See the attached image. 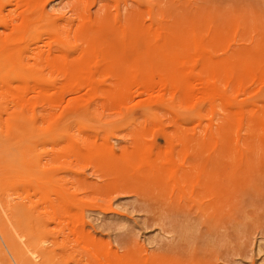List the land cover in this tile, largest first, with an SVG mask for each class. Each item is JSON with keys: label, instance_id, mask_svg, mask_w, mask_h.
<instances>
[{"label": "rangeland", "instance_id": "rangeland-1", "mask_svg": "<svg viewBox=\"0 0 264 264\" xmlns=\"http://www.w3.org/2000/svg\"><path fill=\"white\" fill-rule=\"evenodd\" d=\"M15 1L0 134L24 131L0 145V264H264V0ZM213 77L246 114L232 133ZM162 78L204 83L139 84Z\"/></svg>", "mask_w": 264, "mask_h": 264}, {"label": "bare ground", "instance_id": "bare-ground-1", "mask_svg": "<svg viewBox=\"0 0 264 264\" xmlns=\"http://www.w3.org/2000/svg\"><path fill=\"white\" fill-rule=\"evenodd\" d=\"M31 1V3H32V0H30ZM34 1H36V0H33V2ZM41 0H37V4L38 3H40V4H42V2H40ZM22 2H23V4H24V2H25V0H17V2L15 1V4H17V3H19V4H22ZM35 3V4H36ZM2 5V4H1ZM27 7V6H26ZM28 8H29V6H28ZM19 9V8H18ZM30 9V8H29ZM21 11V10H20ZM10 18H8V20H9ZM22 19V18H21ZM41 19V18H40ZM10 21V20H9ZM14 21V20H13ZM40 21V20H39ZM22 23H24V22H22ZM36 23V22H35ZM0 24H3V23H0ZM7 26L6 25V22H5V24H3V25H1V26ZM12 25V27H13V24H11ZM15 25V24H14ZM21 25H23V24H21ZM24 26V25H23ZM11 27V28H12ZM27 27H29V26H27ZM3 28H5V27H3ZM23 28V27H22ZM13 29H15V28H13ZM12 29V30H13ZM19 29H20V27H19ZM24 29H26V28H24ZM19 31V30H18ZM26 31H28V30H26ZM25 31V32H26ZM5 33V32H4ZM35 34V33H34ZM160 34V33H159ZM24 36H25V34H24ZM4 37H2V40L5 42L6 40V42L7 43H9V44H12V43H14V42H16L17 40H18V37L16 38V36H14V38H12V37H8L7 39L5 38V39H3ZM0 39H1V37H0ZM23 39H24V37H23ZM51 40H52V37H51ZM55 40V39H54ZM24 42V41H23ZM48 44H49V42H48ZM0 45H1V42H0ZM2 45H3V43H2ZM5 45V44H4ZM47 45V44H46ZM45 45V46H46ZM9 46H11V45H8L7 47H9ZM48 47H49V49L51 48V46L50 45H47ZM6 47H4L1 51H3L4 49H5ZM10 48H12V47H10ZM45 48V47H44ZM92 49V48H91ZM91 49H90V51H91ZM196 50H197V48H196ZM39 51L40 52H42V49H39ZM4 52V51H3ZM49 52V51H48ZM48 52L47 51H45V54L46 55H44L45 57H44V62H45V64H46V66H51V67H55V66H57L56 65V62H57V60L55 59V58H51V56L50 55H47L48 54ZM1 53V52H0ZM80 53H81V50H80ZM79 53V54H80ZM49 54H50V52H49ZM201 56V55H200ZM199 56V57H200ZM66 57V56H65ZM64 56H62L61 58H64V59H66ZM196 57H198L197 55H196ZM3 58V57H2ZM68 59H66V61H67ZM70 60V59H69ZM182 62H185L184 60L182 61L181 60V63ZM77 65L78 64H75V66L74 67H77ZM89 66H91V65H89ZM181 66H184V63H182V65ZM1 68H5V67H1ZM183 68V67H182ZM186 64H185V67L183 68L184 70H183V72H184V74L187 76V74H186ZM190 71H192V70H190ZM189 72V71H188ZM192 73V72H191ZM88 74V73H87ZM90 75V74H89ZM79 76H75V75H73V74H70L65 80L70 84V85H73L75 82H77V81H79V78H78ZM87 77V76H86ZM92 78V77H91ZM91 78H89V77H87V78H83V79H85V81L86 82H88L89 83V81L91 80ZM163 79V78H162ZM93 80V79H92ZM213 84L212 83H209V84H211V86H209V87H212V89H213V91H214V97H212V94H211V96H210V94H208L207 92H205L206 94L204 95V92H203V95L204 96H208L209 97V99L210 98H212V101H213V99H215L216 100V103L218 102V103H222V105H223V108H225L224 110H225V119L227 120V123H228V127L226 128L227 129V132H229V133H232L233 132V130H234V125H235V123H237V122H239L240 123V121H242L244 118H246V114H245V112H242L241 110H239V111H237V112H231V111H229V109H228V106H229V103H228V100L226 99V97L225 96H223V95H221V93L217 90V88H216V83H215V78L213 77ZM163 81H164V79H163ZM196 81V80H195ZM195 81H191L192 83H190L189 81H188V79H185L184 78V80L183 79H176V78H170V79H168V80H165L164 82H162V84L161 85H155V84H150V83H145V82H140L139 84L140 85H142V86H151V88L153 89V88H156V89H160V90H167L169 87H180V88H182L184 91H185V93H189V92H191V88H194V82ZM203 81V80H202ZM210 81V80H209ZM91 82V81H90ZM200 82V81H199ZM198 82V83H199ZM202 83H204V82H201V83H199V85H200V87H202L203 85H202ZM196 84H197V82H196ZM199 85H195V88H196V86L198 87ZM213 85V86H212ZM204 86H206V90L208 91V83H207V85L206 84H204ZM62 87H63V85H62ZM61 87V88H62ZM66 86H64V88H65ZM199 87V88H200ZM20 88V87H19ZM35 88V87H34ZM40 88V87H39ZM72 88H73V86H72ZM203 88V87H202ZM16 89V88H15ZM67 89V88H66ZM66 89H63L62 91L64 92ZM68 89H69V87H68ZM21 90V89H20ZM23 90V89H22ZM36 90V89H35ZM38 90H40V92H42V90H41V88L40 89H38ZM38 90H36L35 91V93H38ZM54 90H56V89H54ZM72 90V89H71ZM88 90V89H87ZM92 90V89H91ZM135 90V89H134ZM151 90V89H150ZM199 90V89H198ZM7 91V90H6ZM25 91V90H24ZM24 91H22V93L24 92ZM34 91V90H33ZM60 91V90H59ZM70 91V90H69ZM152 91V90H151ZM193 91V90H192ZM44 92V91H43ZM67 92V91H66ZM152 92H155V91H152ZM159 92H161L160 94H162V91H159ZM158 92V93H159ZM175 92H177V90L175 91ZM174 91L172 92V93H175ZM195 93H198V92H196V91H194ZM15 93L17 94V92H16V90H15ZM22 93H20V92H18V96H19V94H20V96H19V99L22 101V98L24 97V96H22ZM31 93H32V91H31ZM34 93V94H35ZM94 93V92H93ZM151 93V92H150ZM157 93V96L159 97L160 95ZM24 94V93H23ZM40 94V93H39ZM44 94V93H43ZM89 94V93H88ZM94 94H96V93H94ZM155 94V93H154ZM153 93L152 94H150V95H154ZM191 94H193V93H191ZM135 95V94H134ZM182 95L183 96H185L183 93H182ZM193 95H195V94H193ZM93 96V95H92ZM91 96V97H92ZM162 96H163V94H162ZM206 96V97H207ZM9 97V96H8ZM14 97V96H13ZM12 97V98H13ZM27 97H30V96H27ZM75 97V96H74ZM135 97V96H134ZM154 97V96H153ZM158 97H157V101L160 99H158ZM164 97V96H163ZM199 97V96H198ZM24 98H26V97H24ZM79 98H80V94H79ZM205 98V97H204ZM27 99V98H26ZM76 99H78V98H76ZM85 99H86V97H85ZM155 99V98H154ZM208 99V100H209ZM184 100H185V98H184ZM196 100V99H195ZM195 100H194V102H195ZM207 100V101H208ZM211 100V99H210ZM215 100H214V102H215ZM87 101V100H86ZM197 101H199V98H198V100ZM212 101H211V103H212ZM27 102H28V100H27ZM155 102H156V99H155ZM212 103V104H215V103ZM21 103H26L25 101H24V99H23V102H21ZM29 104V103H28ZM221 105V104H220ZM29 106V105H28ZM56 106V105H55ZM9 112V111H8ZM7 113V112H6ZM8 115V114H7ZM12 114H10V116H11ZM252 115H254V114H252ZM9 116V115H8ZM13 117V116H12ZM202 119V118H201ZM9 121V120H8ZM7 121V119H6V121H2V124H3V127L5 126V128H6V123H7V126H8V124H9V122ZM4 122H6V123H4ZM243 122V121H242ZM12 123V122H11ZM23 129L22 128H20V127H15L13 130H8V131H5V132H3V134H0V145L2 146V148H5V142L7 141V140H9L11 137H10V135L11 134H14V135H17V134H22L23 133ZM249 147V146H248ZM111 150V149H110ZM146 155V154H145ZM110 156V155H109ZM149 161V160H148ZM144 163L145 162H143V165H144ZM7 166H8V160H7V158L6 157H4L3 159L1 158L0 159V171H3L4 169H7ZM3 173V172H2ZM2 181V180H1ZM4 182L6 181L5 179L3 180ZM6 184V183H5ZM0 193H1V191H0ZM1 197H2V195H0V201H1ZM54 211V210H53ZM3 212L5 213V214H7L8 213V209L7 208H4L3 209ZM76 217V216H75ZM70 219V218H69ZM68 219V220H69ZM73 220H76L75 218L73 219ZM6 224H7V226L8 227H12V228H14V229H20V224L19 223H15V222H13V221H11V219L9 218V224L6 222ZM21 230V229H20ZM22 230H24V232L23 233H25V238L26 239H28V240H33V236H32V234L31 233H29V231H26V228H24V229H22ZM21 230V231H22ZM27 240V241H28Z\"/></svg>", "mask_w": 264, "mask_h": 264}]
</instances>
